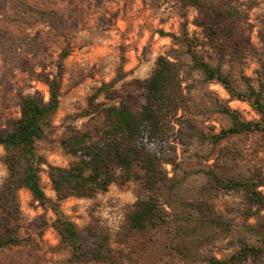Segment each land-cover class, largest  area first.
I'll list each match as a JSON object with an SVG mask.
<instances>
[{"label":"trees","instance_id":"trees-1","mask_svg":"<svg viewBox=\"0 0 264 264\" xmlns=\"http://www.w3.org/2000/svg\"><path fill=\"white\" fill-rule=\"evenodd\" d=\"M178 3L182 9H195L194 25L200 31L190 32L186 19L177 33L160 30L161 36L170 38L171 46L157 56L149 76L130 81L122 90L116 87V80L100 84L89 98V109L96 112L93 122L85 130L71 129L61 140L74 159L65 167L48 166L47 176L56 195L51 203L55 215L51 226L68 251L62 264H85L92 259L123 264L131 258V253L111 246V232L99 219L91 215L80 229L60 205L68 197L93 198L113 183L128 182L136 183L140 193L125 210L116 233L119 242L128 244L130 238L141 236L159 250L166 264L264 263V180L256 167L242 168L239 162L244 155L237 142L251 135L264 142V59L257 81L244 77L243 89L235 85L223 65L227 55L239 60L255 52L250 41V11L259 0ZM29 11L56 36H63L65 44L54 72L36 70L13 46L9 52L13 51L15 59H5L45 84L48 96L20 95L19 116L0 128V160L6 169L0 184V253L29 243L20 235V189H27L41 204L48 200L41 180L46 161L37 152L36 142L52 127L65 60L71 52L61 14ZM205 46L218 55L216 63L199 50ZM1 53L4 56L6 50L1 48ZM123 62L122 54L120 69ZM194 74L200 78L192 83ZM197 82L221 84L230 98L245 102L257 118L245 119L213 93L207 95L209 105L196 102L192 89ZM99 96L110 103L95 105ZM211 112L226 117L228 125L217 132L205 130L196 116ZM176 129L182 159L173 144ZM214 153L213 164H206ZM228 195L238 197L236 203L217 208L216 200ZM223 241V253L217 256L213 249Z\"/></svg>","mask_w":264,"mask_h":264},{"label":"rangeland","instance_id":"rangeland-1","mask_svg":"<svg viewBox=\"0 0 264 264\" xmlns=\"http://www.w3.org/2000/svg\"><path fill=\"white\" fill-rule=\"evenodd\" d=\"M29 9L57 11L63 16L71 52L65 60L60 104L53 116L52 127L36 142L37 152L46 161L41 180L48 200L41 204L27 189H20V235L28 238L29 243L1 252L0 264H62L68 251L59 244V236L51 226L55 218L51 203L56 200V195L47 176L49 165L65 167L74 159L63 149L61 140L71 129L85 130L93 122L96 112L93 114L89 109V98L100 84L116 80V87L122 90L130 81L149 76L157 56L171 46L170 38L161 36L160 30L177 33L185 19L190 32L200 30L194 25L195 9H182L178 0H0V128L7 120L19 116L20 95L39 94L44 99L48 96L45 84L32 80L16 64L5 60L15 59L9 47L13 46L20 58L34 65L36 70L44 68L54 72L58 53L65 44L63 36H56L47 23L37 20ZM250 23L253 25L250 41L255 52H249L239 60L227 55L223 63L224 70L241 89L244 88V77L257 81L261 59H264V0H259L250 11ZM1 48L6 50L4 56ZM199 50L208 61L216 63L219 60L210 46ZM122 54L124 62L120 69ZM199 78L194 74L190 82ZM196 84L192 89L196 102L209 105L207 95L213 93L240 111L245 119L257 118L256 112L245 102L230 98L221 84ZM104 103L110 101L103 96L94 99L95 105ZM196 120L202 122L205 130L213 132L229 123L226 117L215 112L198 115ZM176 136L177 129L173 144L178 159H182V145ZM257 138L251 135L237 140L244 155L239 163L244 169H259L264 180V142ZM231 142L236 143V140ZM2 155L0 146V158ZM215 156L216 153L205 163L213 164ZM5 176L6 169L0 160V184ZM261 189L264 191V186ZM139 193L134 182L113 183L108 191L99 192L93 198L71 196L60 205L63 213L80 229L90 222L91 215L99 219L111 232V246L131 253V258L124 259L123 264H166L159 250L150 247L143 237H132L128 244L117 239L125 210ZM237 200L238 197L228 195L217 199L216 205L223 210L226 204L234 205ZM254 221L250 219L251 223ZM224 243L218 242L214 247L217 256L223 253ZM85 264L108 263L92 259L86 260Z\"/></svg>","mask_w":264,"mask_h":264}]
</instances>
